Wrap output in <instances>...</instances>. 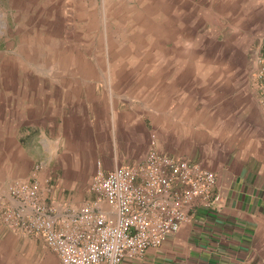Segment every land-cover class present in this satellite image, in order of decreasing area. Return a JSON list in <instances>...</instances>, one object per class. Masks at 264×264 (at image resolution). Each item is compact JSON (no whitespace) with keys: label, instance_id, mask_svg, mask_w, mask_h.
<instances>
[{"label":"crops","instance_id":"0c3cea01","mask_svg":"<svg viewBox=\"0 0 264 264\" xmlns=\"http://www.w3.org/2000/svg\"><path fill=\"white\" fill-rule=\"evenodd\" d=\"M81 2L89 4L83 8L82 25L73 21L65 26V13L39 11L52 25L48 29L43 24L41 34L65 32L69 38L64 37L63 43L79 51L92 48L91 43L100 44V50L171 51L188 42L186 35L183 42L181 37L174 42V32L183 33L170 24L174 12L181 15L188 10V0ZM99 3L117 4L122 13L105 18ZM75 33L78 37L70 38ZM58 38L57 43L62 42ZM42 63L53 67L46 70L48 75H14L0 82V194H7L16 180L35 181L40 203L53 205L58 218L72 216L96 198L87 186L97 161L109 170L137 162L155 147L214 171L220 200L208 208L196 202L177 232L121 264H264L260 80L232 70L189 76L185 69L192 62L151 59L149 66L167 69L154 78L146 109L131 95L118 94L129 90L118 88L117 76L94 71L97 62L91 59L52 58ZM220 63L225 68L237 66L234 60ZM110 65L107 59L100 61L101 67ZM77 66L89 68L82 76L77 70L79 80L76 71L55 69ZM160 130L169 132L167 138ZM152 131L157 132L155 142ZM28 248L29 237L0 226V264H29Z\"/></svg>","mask_w":264,"mask_h":264},{"label":"rangeland","instance_id":"374dc122","mask_svg":"<svg viewBox=\"0 0 264 264\" xmlns=\"http://www.w3.org/2000/svg\"><path fill=\"white\" fill-rule=\"evenodd\" d=\"M188 10L174 12L175 16L170 22L174 30H180L183 34L174 32V42L181 37L180 42L188 36V42L183 44L182 49L162 51H125L118 49L100 50V44H93L86 51L69 48L63 43V38L69 35H44L41 29H49L52 25L47 23V18L42 19L39 11L49 10L65 13L62 18L65 26H70L73 21H83V8L89 6L81 0H0V82L4 83L5 77L14 75H41L53 67L43 66L42 60L52 58H79L91 59L93 69L97 72L106 71V76L118 77V88L129 90L120 91L118 94L131 95L134 102L140 103L144 108L149 104V90L154 85V78L164 75L167 68L162 66L151 67L148 62L153 60H164L166 58L192 62L185 70L189 76H214L217 74H230L231 70L238 75H252L260 80L264 89V0H188ZM96 5V4H95ZM98 11L102 16H116L122 13L117 4H97ZM40 14V15H39ZM56 17V16H55ZM57 18V17H56ZM81 19V20H79ZM58 20V18H57ZM57 23H62L60 20ZM55 26L60 27L58 24ZM80 25V26H81ZM55 29V33L57 31ZM182 30V31H181ZM78 33V32H77ZM70 38H76L78 35ZM186 35V36H185ZM59 36V38L57 37ZM99 37V36H98ZM116 38V36H114ZM62 40L58 42L54 39ZM29 39L31 41H29ZM51 40V41H48ZM29 42V43H28ZM56 42V43H55ZM69 42V41H68ZM60 46L59 50L56 47ZM180 46L181 43H180ZM68 49V50H67ZM109 60L110 66L101 67V60ZM234 60L237 66L233 68L221 67L222 60ZM146 65L139 66V62ZM163 62V61H162ZM195 62L199 64L194 65ZM99 63V64H98ZM143 63V64H144ZM37 65V66H35ZM40 66V67H38ZM58 71L73 70L79 80L80 73L89 69L88 67H55ZM175 69V68H173ZM169 70V69H168ZM176 74L175 70L171 72ZM260 100V98H259ZM147 109V108H146ZM161 135H169L168 131L160 130ZM154 134V142L157 132ZM162 146L165 141L161 142ZM24 181V180H16ZM14 181V182H16ZM13 182V183H14ZM12 183V184H13ZM88 188V186H87ZM89 194H93L91 191ZM5 195V196H4ZM94 195V194H93ZM7 194H0V198L12 207H18L15 201L9 202ZM2 228L29 237L28 262L29 264H61L57 256L49 250L37 235H26L20 230L13 229L0 221ZM32 237V238H31Z\"/></svg>","mask_w":264,"mask_h":264},{"label":"built area","instance_id":"2783aa9c","mask_svg":"<svg viewBox=\"0 0 264 264\" xmlns=\"http://www.w3.org/2000/svg\"><path fill=\"white\" fill-rule=\"evenodd\" d=\"M259 104L264 112V89ZM216 184L211 169L151 147L141 160L109 170L97 161L88 187L96 198L72 216L58 218L53 205L40 203L35 181H16L7 193L19 206L0 198V221L40 236L61 264H121L177 232L196 202L219 201Z\"/></svg>","mask_w":264,"mask_h":264}]
</instances>
